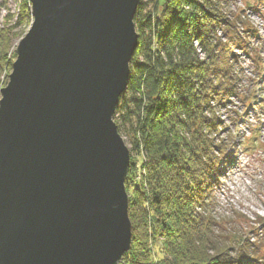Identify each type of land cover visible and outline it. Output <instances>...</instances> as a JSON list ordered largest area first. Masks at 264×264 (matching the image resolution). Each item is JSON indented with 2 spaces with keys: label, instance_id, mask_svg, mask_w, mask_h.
Masks as SVG:
<instances>
[{
  "label": "water",
  "instance_id": "obj_1",
  "mask_svg": "<svg viewBox=\"0 0 264 264\" xmlns=\"http://www.w3.org/2000/svg\"><path fill=\"white\" fill-rule=\"evenodd\" d=\"M0 100V264H121L131 151L114 119L140 0H29Z\"/></svg>",
  "mask_w": 264,
  "mask_h": 264
},
{
  "label": "trees",
  "instance_id": "obj_2",
  "mask_svg": "<svg viewBox=\"0 0 264 264\" xmlns=\"http://www.w3.org/2000/svg\"><path fill=\"white\" fill-rule=\"evenodd\" d=\"M231 1L163 0L146 11L148 4L141 0L137 8L138 46L115 121L122 136L130 135V151L145 159L149 191L138 185L130 190L136 166L131 159L126 187L132 194L133 241L121 264H264V221L252 228L255 235L240 237L227 233L228 222L196 211L211 207L220 167L235 142L233 136L230 142L220 139L219 146L212 142L223 129L219 108L230 106L233 99H250L243 96V69L234 48H246L247 35L254 29L242 14L228 15L224 8ZM9 3L0 0V16L8 11L0 28V94L17 57L15 39L25 35L33 20L29 0H21L18 13H12ZM206 107L214 110L215 119L201 116ZM229 109L232 113V106ZM240 116L234 110L233 124ZM189 137L195 144L190 145ZM258 138L254 131L242 144L253 149ZM169 202L178 208L167 211ZM151 217L156 221L153 235L148 231ZM155 233L165 238L166 252L156 263L149 248Z\"/></svg>",
  "mask_w": 264,
  "mask_h": 264
},
{
  "label": "rangeland",
  "instance_id": "obj_3",
  "mask_svg": "<svg viewBox=\"0 0 264 264\" xmlns=\"http://www.w3.org/2000/svg\"><path fill=\"white\" fill-rule=\"evenodd\" d=\"M142 1L148 4V8L146 9L147 11L149 9L153 10L155 4H161L163 0ZM20 2L21 0H10L9 4L12 13H18L20 10ZM224 10H227L228 15L230 12H234L236 15L242 14L245 19L247 21L250 20V23H252L258 30L257 34L254 35V38H249L250 42L252 41V44L257 45L258 50H255L251 57H249V54L242 53L243 58H241L242 68L243 71H245V74L248 77H254V59L259 53V55L264 57V0H232L231 3L224 8ZM7 13L8 11L2 10V16H0V28H2L4 25V19ZM218 35L221 36L222 33L219 31ZM21 39H15V50L17 49ZM234 50L235 54L239 53V51L236 49ZM12 51H14V49ZM198 53L200 54V59L205 58V54L203 52L199 50ZM12 71L13 68L8 71L9 76ZM9 80V78L5 79L3 83L7 82V85ZM260 95L262 101H264V83L260 87ZM1 98L2 94H0V100ZM233 101V104H231L233 108L232 113V110L229 109L231 106L219 108L218 117H220V119H222L224 122L223 129L218 136L211 139L213 144L216 146H219L221 140L227 139V142H230L232 136L235 142L234 144L230 145L229 149H227V157L224 159V162H222L220 167L221 172L219 174V179L217 182H215L214 191L211 192V197L213 199L211 207H207L205 209L202 206L200 209L197 208L196 211H199V213L201 211V214H204L205 217L216 218L219 222H228V225L225 229L227 230V233L230 234L231 232L233 235L235 233L237 236L245 237L249 233L250 235H255L257 231L255 229L252 230V228L255 227L258 222L264 221V104L257 105L255 110H249L246 120H242L243 122L241 124H233L232 118L234 116V110H239L242 107L241 102H236L234 99ZM211 104L214 103L212 102ZM206 109L207 107L202 111L201 116L205 118L206 121L215 119L216 113L214 110L211 108L210 110ZM249 124L252 126H249ZM257 127H260L261 129L260 133L258 129L256 131L257 134L259 133V140L256 142V146L253 150L245 151V147L243 146L244 144L240 145L238 144V141L241 140V143H243L242 141H244L245 136L247 138L253 137L254 129ZM183 135L185 136L186 134ZM185 137L187 138V136ZM123 138L130 149L132 147V139L130 138V135L128 133H124ZM189 140L191 141V145V143L194 142L193 137H189ZM227 142L225 141L224 144ZM224 144L222 146L223 150H225ZM141 155L142 154L140 152H131V159L136 162V166L132 170L133 174L131 175L130 190L134 189V185H138L143 187V189L148 193L149 186L146 184V170L144 167L145 159ZM130 190L127 188L129 197L131 198L132 194L129 192ZM167 207H169L167 211L171 212V209L175 210L178 208V205L176 203L169 202ZM149 220V228L148 225L147 228L148 231L153 235L156 221L154 217H151ZM172 222L175 224L176 220H173ZM157 227L161 229L160 226ZM204 230H206L205 227L203 231ZM152 239L153 240H151L150 236L149 248L153 252V258L155 259L154 262L156 263L157 260L166 256L164 248L165 238L161 237L159 233L158 235L155 233ZM202 249L205 250L203 247ZM209 253L213 254L211 251ZM231 253L232 255H235L234 250L231 251Z\"/></svg>",
  "mask_w": 264,
  "mask_h": 264
}]
</instances>
